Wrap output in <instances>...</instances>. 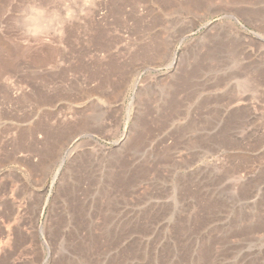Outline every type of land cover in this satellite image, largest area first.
<instances>
[{
    "label": "rangeland",
    "instance_id": "rangeland-1",
    "mask_svg": "<svg viewBox=\"0 0 264 264\" xmlns=\"http://www.w3.org/2000/svg\"><path fill=\"white\" fill-rule=\"evenodd\" d=\"M0 40V264H264V0H0Z\"/></svg>",
    "mask_w": 264,
    "mask_h": 264
},
{
    "label": "bare ground",
    "instance_id": "bare-ground-1",
    "mask_svg": "<svg viewBox=\"0 0 264 264\" xmlns=\"http://www.w3.org/2000/svg\"><path fill=\"white\" fill-rule=\"evenodd\" d=\"M32 18H33V17H32ZM0 41H1V40H0ZM9 44H10V43H9ZM9 44H8V45H9ZM6 46H7V45H6ZM6 46H5V47H6ZM17 46H18V45H17ZM2 47H3V44H2ZM5 47H4V49H5ZM6 49H8V48H6ZM9 49H10V51H9L8 56L11 54V51H12L14 48H13L12 50H11V48H9ZM9 49H8V50H9ZM5 51H7V50H5ZM7 52H8V51H7ZM12 53H15V52H12ZM2 55H3V52H2ZM4 55H6V52H5ZM0 56H1V55H0ZM11 56H12V54H11ZM17 56H18V55H17ZM48 56H49V55H48ZM12 57H13V56H12ZM6 58L8 59V57H5V59L2 57V59H0V74L4 72L3 69H6V66L10 65L11 61L13 62V61H15V60L17 59L16 56H15L16 59L13 60V59H14V58H13V59L9 62V59L7 60ZM9 58H10V57H9ZM16 61H17V60H16ZM12 65H13V64H12ZM14 66H15V65H14ZM13 68H14V67H13ZM8 73H9V72H8ZM3 74H4V73H3ZM3 74H2V75H3Z\"/></svg>",
    "mask_w": 264,
    "mask_h": 264
},
{
    "label": "water",
    "instance_id": "water-1",
    "mask_svg": "<svg viewBox=\"0 0 264 264\" xmlns=\"http://www.w3.org/2000/svg\"><path fill=\"white\" fill-rule=\"evenodd\" d=\"M63 160H64V156L62 157V159H61V161H60V164H59L58 169L61 167V164L63 163ZM58 169H57V171H58ZM57 171L55 172V175L57 174Z\"/></svg>",
    "mask_w": 264,
    "mask_h": 264
}]
</instances>
